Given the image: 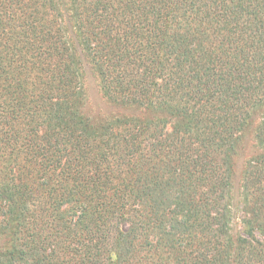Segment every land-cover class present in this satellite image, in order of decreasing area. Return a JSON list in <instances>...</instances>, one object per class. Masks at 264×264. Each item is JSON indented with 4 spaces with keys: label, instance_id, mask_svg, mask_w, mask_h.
I'll return each instance as SVG.
<instances>
[{
    "label": "trees",
    "instance_id": "trees-1",
    "mask_svg": "<svg viewBox=\"0 0 264 264\" xmlns=\"http://www.w3.org/2000/svg\"><path fill=\"white\" fill-rule=\"evenodd\" d=\"M0 264H264V0H0Z\"/></svg>",
    "mask_w": 264,
    "mask_h": 264
},
{
    "label": "rangeland",
    "instance_id": "rangeland-1",
    "mask_svg": "<svg viewBox=\"0 0 264 264\" xmlns=\"http://www.w3.org/2000/svg\"><path fill=\"white\" fill-rule=\"evenodd\" d=\"M86 100H85V112L88 114L91 118H99L107 114L106 111H104V108L106 104L103 102L102 98L100 97L98 87L96 84V80L88 75H86ZM106 109V108H105ZM104 118V117H102ZM101 118V119H102ZM253 140L252 136L246 135L242 152L238 155V157L232 162V165L236 171V177L235 179L238 181L239 175H240V169H242V163L244 162L245 158H247L252 151L254 150L253 147Z\"/></svg>",
    "mask_w": 264,
    "mask_h": 264
}]
</instances>
